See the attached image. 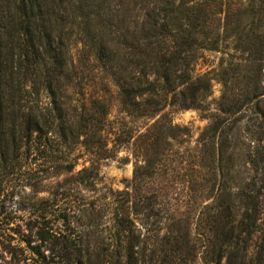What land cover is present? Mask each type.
Instances as JSON below:
<instances>
[{
  "label": "trees",
  "instance_id": "trees-1",
  "mask_svg": "<svg viewBox=\"0 0 264 264\" xmlns=\"http://www.w3.org/2000/svg\"><path fill=\"white\" fill-rule=\"evenodd\" d=\"M223 2L0 0V230L11 222L7 199L46 179L30 173L38 171L32 156L55 177L71 174L65 182L94 186V163L110 158V87L127 117L155 120L136 136L142 156L130 189L88 202L70 186L62 202L78 201L70 207L74 221L57 201L39 200L35 211L43 223L36 241H25L30 264H264V165L257 160H250L255 173L245 183L209 189L215 195L196 219L175 216L176 209L163 208L147 191L156 139L166 142L170 134L164 112L202 111L210 96L208 74L195 66L203 50L216 49L212 25L216 17L223 20ZM229 25L226 17L223 29ZM96 74L107 82L86 104L84 89ZM232 110L222 112L231 116ZM219 117L199 141L204 177L215 184L234 163ZM77 144L88 147L92 159L74 175L69 154ZM57 215L64 225L76 224L75 234L50 227L48 219Z\"/></svg>",
  "mask_w": 264,
  "mask_h": 264
},
{
  "label": "rangeland",
  "instance_id": "rangeland-1",
  "mask_svg": "<svg viewBox=\"0 0 264 264\" xmlns=\"http://www.w3.org/2000/svg\"><path fill=\"white\" fill-rule=\"evenodd\" d=\"M222 7L223 20L220 23L216 17L212 25L219 35L216 49L203 50L195 66L196 72L208 74L210 81V96L205 108L202 111L168 109L164 112L166 121L163 123L170 124V134L166 142L157 138L153 151L155 174L148 181L147 191L158 196L163 208L176 209L175 216L178 217L196 219L203 206L211 203L207 197L215 195V190L212 194L208 192L214 185L216 189L219 185L234 187L245 183L255 173L249 163L251 159L260 162V167L264 165V0H224ZM226 17L230 25L223 29ZM79 49L80 46L73 48L75 59H78ZM106 82L101 74L93 76L84 89L82 101L87 104L90 96L98 95ZM108 97L111 109L105 135L110 158L94 163L98 172L94 186L84 188L65 182L71 174L55 177L42 158L32 156L30 160L35 159L32 162L36 163L33 168L38 171L30 173L43 174L46 179L40 186H27L14 200L7 199L4 203L11 222L0 230V264L31 263V253L25 241H36V231L43 223L35 211L40 207V199H48L49 203L57 201V207L67 209V217L74 221V210L70 207L76 206L78 201L62 202V196L70 186L76 189L72 191L77 196H83L88 202L91 200L87 199L103 197L110 190L120 192L131 188L139 166L137 156H142V150L136 145V136L144 133L155 120L127 117L120 110L113 87H110ZM224 108L233 109L236 114L226 115L222 112ZM215 115L220 116L217 119L219 133L228 136L231 143L228 155L232 153L234 157L233 169L216 184L207 183L205 179V162L201 161L202 144L199 143ZM89 150L77 144L71 151L69 157L75 162L72 174L77 175L84 168L91 167ZM48 223L62 233L75 234L77 229L76 224L64 225L59 215L49 218Z\"/></svg>",
  "mask_w": 264,
  "mask_h": 264
}]
</instances>
